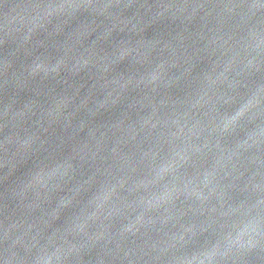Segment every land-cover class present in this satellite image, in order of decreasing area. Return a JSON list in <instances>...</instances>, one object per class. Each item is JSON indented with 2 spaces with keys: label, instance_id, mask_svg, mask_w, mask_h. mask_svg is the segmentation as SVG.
<instances>
[{
  "label": "clouds",
  "instance_id": "1",
  "mask_svg": "<svg viewBox=\"0 0 264 264\" xmlns=\"http://www.w3.org/2000/svg\"><path fill=\"white\" fill-rule=\"evenodd\" d=\"M0 264H264V0H0Z\"/></svg>",
  "mask_w": 264,
  "mask_h": 264
}]
</instances>
